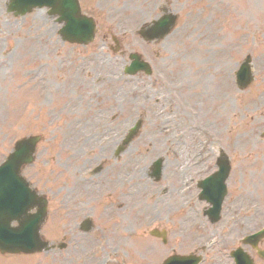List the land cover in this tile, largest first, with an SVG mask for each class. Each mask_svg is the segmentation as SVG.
Here are the masks:
<instances>
[{
	"label": "rangeland",
	"instance_id": "1",
	"mask_svg": "<svg viewBox=\"0 0 264 264\" xmlns=\"http://www.w3.org/2000/svg\"><path fill=\"white\" fill-rule=\"evenodd\" d=\"M85 1L88 4L89 0ZM5 2L0 0V161L9 152L14 139L41 133L43 140L37 146L36 159L23 170L40 191L47 192L55 176L51 174L46 159L53 157L56 161L55 157H67V145L80 139L84 144L97 145L108 134L109 123L118 122L121 127V119L130 116L134 119L138 115L143 118L140 132L121 156L122 160L118 161L125 167L117 173L116 179L123 180L122 192L132 190L133 203L142 210H148L150 215L157 216L159 203L169 207L166 211L169 213L182 201L178 195L180 188L191 183V178L184 174L190 166L189 158L192 157L189 154L203 161V158L215 157L214 148L224 146L226 151L230 149L234 155L240 156L239 168L244 176L246 173L247 178L253 181L255 171L261 170L258 175L264 179V157L257 138L259 129L264 126V102L259 103V87L255 86L256 81L261 79L255 77L241 102L243 98H234L232 77H229L244 51L252 54L254 70L264 71V0H170V5L179 14L176 27L164 39L152 45H147L134 34L137 25L147 17V3L144 0H92L90 4L99 3L102 10L98 18L97 38L87 46L61 45L54 20L43 9L14 16L6 12ZM243 5L253 8L257 20L255 46L251 49L248 48V39L252 34L248 29H244L241 35L240 32L228 30L227 25V31L220 28L224 19L231 26L234 25L231 20L235 19L234 14L241 12ZM110 29L121 38L120 52L113 53L107 47L111 43L108 35ZM126 50L143 52L152 60L155 72L151 79L142 74L110 79L114 75L121 76ZM225 59L228 61L223 72L221 61ZM206 63L209 70L213 65L211 75L205 71ZM177 66L180 67L175 71ZM193 69H198L199 79L194 100L183 96L181 101L168 108H154L146 100V94L144 98L138 91V84L145 86L143 79L152 81L158 78L159 83L157 81L155 88L162 84V75L170 82L182 79L184 74L187 78L190 74L192 78V75H196ZM186 85L192 86L191 80ZM260 85L264 87V81ZM75 89L86 111L79 117L89 115L87 103L91 104L94 98H97L96 104L102 110L101 118L91 120L89 126L79 128V117L70 125L64 122L67 116L63 111L65 100ZM151 92L152 100L160 94L154 93V89ZM261 94L264 95V90ZM208 107L211 110H207ZM242 111L245 116H242ZM160 124L164 127H160ZM233 126H236L235 132ZM240 131L243 132L241 135ZM252 140L255 141L254 146ZM169 149L177 150L178 155ZM157 156L165 157L161 181H139L143 166ZM54 160L51 163L59 176L62 166L55 164ZM127 169H131V172L126 173ZM191 169L194 167L191 166ZM130 175H133L132 189L125 188L130 184ZM106 184L112 185L108 181ZM162 185L164 193L169 191L159 202L162 195L158 194V188ZM189 190H184L181 196L188 198ZM149 195L153 197L147 199ZM246 198L249 200H245V203L257 201L255 193L246 192ZM44 231L52 237L57 234L49 226L44 227ZM152 241L155 242L154 239ZM92 243L78 241L74 248L69 246L63 254L56 249L28 256L0 255V264H72L77 259L72 251L81 252L86 248L83 245ZM157 244L156 241L153 252L158 251ZM87 263L95 264V260Z\"/></svg>",
	"mask_w": 264,
	"mask_h": 264
},
{
	"label": "water",
	"instance_id": "2",
	"mask_svg": "<svg viewBox=\"0 0 264 264\" xmlns=\"http://www.w3.org/2000/svg\"><path fill=\"white\" fill-rule=\"evenodd\" d=\"M14 1H18V0H14ZM61 2H62V0H58L57 1V3H59V4H61ZM63 32L64 33L66 32V26L63 28ZM35 140H36V138H25L23 140V142H22V144H21L20 147L23 148V149H25V150H27L29 148L30 151H31V147H33L32 144H34ZM17 154L19 155V152H17ZM25 156H26V158H28V160H29V158H31L30 153H27V155H25ZM24 160H26V159H24ZM33 197H35V194L34 193H33ZM35 215H36L35 216V219H39L41 217V215L39 213H36ZM28 216L29 215H25L24 214L21 217V225H23L22 231L23 230H26L28 228V226H29V222H28L29 221L28 220L29 217ZM0 225H2V226H7L8 225V223L2 217V213H0ZM7 241L11 245L0 246V248L2 250H9V251H32L33 250V248H30L29 245L23 243L21 239H18V238L15 239V238L11 237V238H8Z\"/></svg>",
	"mask_w": 264,
	"mask_h": 264
}]
</instances>
